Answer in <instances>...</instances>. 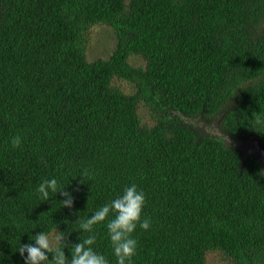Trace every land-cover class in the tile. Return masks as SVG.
Here are the masks:
<instances>
[{"label": "trees", "instance_id": "obj_1", "mask_svg": "<svg viewBox=\"0 0 264 264\" xmlns=\"http://www.w3.org/2000/svg\"><path fill=\"white\" fill-rule=\"evenodd\" d=\"M262 113L264 0H0V264L43 230L77 242L132 182L153 221L135 264H264ZM52 176L73 210L37 197Z\"/></svg>", "mask_w": 264, "mask_h": 264}, {"label": "clouds", "instance_id": "obj_2", "mask_svg": "<svg viewBox=\"0 0 264 264\" xmlns=\"http://www.w3.org/2000/svg\"><path fill=\"white\" fill-rule=\"evenodd\" d=\"M264 125V113L253 120ZM13 150L21 149L24 137L16 134L8 142ZM47 162L45 161V164ZM87 172L80 177L85 181ZM75 179V178H73ZM68 184H64L57 176L43 178L35 188L37 197L47 202L59 194L62 199L57 203L60 208L73 210L75 206V192ZM148 197L145 190L137 183L126 185L114 199L96 208L91 215L83 216L74 223L73 230L80 233L77 242L67 243L68 234L58 228L41 231L30 235L27 243L19 244L16 251L24 264H112V261L97 250L98 227L106 228L107 240L115 258V264H135V257L139 249L136 239L137 230L149 232L152 229L151 217L145 216ZM55 232V244L53 242Z\"/></svg>", "mask_w": 264, "mask_h": 264}, {"label": "rangeland", "instance_id": "obj_3", "mask_svg": "<svg viewBox=\"0 0 264 264\" xmlns=\"http://www.w3.org/2000/svg\"><path fill=\"white\" fill-rule=\"evenodd\" d=\"M96 38L93 44V52L96 55L97 54H104L105 50L103 49L104 47L108 49L109 46L114 45L115 43V37L113 35V32H111L108 28L106 27H99L96 32ZM217 127L210 128L209 131L217 136H221L220 132H218ZM253 146V145H252ZM221 259V258H220ZM218 258H214L210 260L209 264H217Z\"/></svg>", "mask_w": 264, "mask_h": 264}]
</instances>
